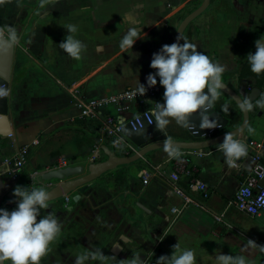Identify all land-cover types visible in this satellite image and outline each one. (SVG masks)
Instances as JSON below:
<instances>
[{
	"label": "crops",
	"instance_id": "0c3cea01",
	"mask_svg": "<svg viewBox=\"0 0 264 264\" xmlns=\"http://www.w3.org/2000/svg\"><path fill=\"white\" fill-rule=\"evenodd\" d=\"M201 1L0 0V31L14 26L20 39L9 88L15 132L9 136L0 134V173H3L0 207L16 206L12 189L17 185L30 188L43 185L47 191L55 186L48 185L49 180L43 179L42 174L50 169L57 155H67L73 165L91 162L90 153L99 138L100 124L81 116L68 88L80 86L92 98L134 88L137 80L146 84L148 73L155 71L150 67L153 52L173 42L183 18ZM68 24L76 25L73 35L86 45L79 57H71L58 45L67 35ZM130 26L140 29L141 38L132 49H122L120 38ZM259 33L264 35V0H211L183 36L196 44L197 50L221 63L225 69L222 79L237 89L238 64L255 46ZM163 92L164 88L145 100H136L129 110L121 113L114 106L105 111L120 116L154 109L156 102L163 101ZM217 101L224 111L221 94ZM261 109L245 134L237 137L262 142L260 153L264 163ZM176 124L171 120L164 127L169 137L177 133L182 139L188 128ZM107 141L110 139H101V145ZM20 147H26L27 161L14 179L3 172L6 169L3 162L6 155ZM177 151L178 156H170L165 147L158 148L127 164L126 190L115 185L114 172L118 167L94 180L84 192L78 189L48 201L50 209L58 215L61 231L50 243L41 264H74L77 254L94 249L106 254L103 264H127L124 259L131 258L133 252H139L144 259L170 255L174 251L172 246L178 242L181 249L194 250L195 261L204 258L214 262L216 255L224 252L245 254L248 264H264V247L260 246H264V214L252 217L234 201L252 168L254 150L249 148L241 160L234 159L236 164L226 160L217 145L206 149L203 155L194 149ZM183 158L189 159L191 171L183 172L174 181L171 174L175 163ZM146 170L151 178L144 183L142 173ZM193 179L208 185V197L190 186ZM182 193L204 204L206 209L189 203L172 222V208L181 207L185 201ZM86 205L98 214L103 209L110 211L98 215L100 224L90 232L91 222L81 211ZM215 214H223V221L217 220ZM121 235L126 239H121ZM117 241L121 242L126 257L112 253ZM4 264L10 262L5 260ZM85 264L101 262L89 259Z\"/></svg>",
	"mask_w": 264,
	"mask_h": 264
},
{
	"label": "clouds",
	"instance_id": "9594fccd",
	"mask_svg": "<svg viewBox=\"0 0 264 264\" xmlns=\"http://www.w3.org/2000/svg\"><path fill=\"white\" fill-rule=\"evenodd\" d=\"M66 29L67 35L58 45L71 57H79L86 45L73 35L76 25L68 24ZM139 31L136 27H128L120 38V48L132 49L136 40L141 38ZM17 40L14 26L8 25L6 30L0 31V49L7 50ZM246 58L252 72L264 73V38L255 40V51H250ZM150 67L155 71L148 73L146 84L137 80L135 91L143 95L148 87L157 84L159 77V84L164 88L163 101L156 102L153 109L158 128L168 125L171 120L182 126H190L193 123L191 117L195 114L200 117V128L218 126L217 118L210 110L220 90L224 88L222 74L225 69L221 63L204 51L197 50L196 44L179 31L176 41L165 43L153 52ZM5 95L7 90L0 87V96ZM255 103L264 104V99ZM239 106L242 110H251L254 105L246 97L239 101ZM223 108L227 110V105ZM217 147L229 161L242 156L246 151L242 140L228 132ZM165 148L170 156L179 155L171 138L165 140ZM12 192L16 206L12 209L0 207V264L5 260L10 264H41L50 243L61 231V223L54 212L42 214V210L49 208L51 194L43 185L31 188L17 185ZM172 247L174 251L170 255L157 257L155 264H195L196 256L192 248L181 249L179 242ZM89 259H97L103 264L107 257L101 249L86 250L75 256L74 264H85ZM215 259L217 264H248L245 254L220 252ZM124 260L127 264H150L139 252H133L131 258Z\"/></svg>",
	"mask_w": 264,
	"mask_h": 264
},
{
	"label": "water",
	"instance_id": "95a60500",
	"mask_svg": "<svg viewBox=\"0 0 264 264\" xmlns=\"http://www.w3.org/2000/svg\"><path fill=\"white\" fill-rule=\"evenodd\" d=\"M210 4L211 0H202L194 10H192L183 18L174 34L173 42L176 41L178 32L181 31L182 34H184L188 25L201 13H203ZM19 41L20 39H18L17 42L7 50L0 49V87L2 84H5L4 88L6 90L10 88L12 64L19 49ZM222 81L224 83V88L221 89V91L231 97L240 109L241 107L239 106V101L241 99L247 97L254 102L259 100L264 93V89L260 87L249 88L245 79H240L237 89L232 87L226 81ZM9 98V93L5 96H0V134L2 136H9L15 132L14 115L13 110L9 105ZM210 111L215 114L218 121V126L215 128L222 129L228 126L229 118L220 110H218L215 104ZM241 111L242 119L239 124L216 135H211L209 133L210 128H200V117L198 114H195L191 117L193 123L190 126H187L188 131L193 135L194 139L171 138V140L175 142L177 149H207L222 142L226 132L233 133L235 137L244 135L251 117L249 110L241 109ZM121 116L129 119L131 118L132 113H129V115H127V113H123L120 115V117ZM151 119L152 123H149L147 119L143 117V125L137 126L135 124L136 128H134L130 122H127L123 125L122 132L124 135L138 147V151L132 155H119L117 151L112 149L108 144L103 143L101 145V149L106 156L104 159H98L87 164H71L64 168L50 169L45 171L42 174L43 179L59 181L58 184L53 186L48 191L51 194L49 201L57 199L65 194H70L78 189L80 192H84L90 183L105 173L120 166L138 161L141 158L146 157L147 154L153 150L164 148L165 140L170 138L169 134L165 127L158 128L156 126L154 114H151ZM247 140L250 141L251 139L248 138ZM247 152L248 149L246 147L245 153L237 159L241 160L247 154ZM137 205L147 209V207H145L140 202H137ZM111 251L115 255H119L121 257L127 256L126 254L122 253V244L120 241H117L114 244ZM156 258V256L146 257L147 262H150V264H155ZM2 264H4V261Z\"/></svg>",
	"mask_w": 264,
	"mask_h": 264
},
{
	"label": "built area",
	"instance_id": "2783aa9c",
	"mask_svg": "<svg viewBox=\"0 0 264 264\" xmlns=\"http://www.w3.org/2000/svg\"><path fill=\"white\" fill-rule=\"evenodd\" d=\"M1 87H5L2 84ZM251 88V87H249ZM163 89V86L157 82L156 85L148 87L147 91L143 94H137L134 88L126 89L119 93L107 94L101 97L88 98L80 86L69 87L68 91L72 96L73 105L80 109L82 117L90 118L99 122V138L94 142L91 153L90 161H96L99 159L102 152L101 139L106 137L110 138L112 146L117 150H123L126 153H135L138 151V147L132 143L122 132V127L125 123L130 122L134 128L143 125V117L147 119L149 123H152L151 114L153 109L148 108L140 113L133 114L131 118L126 119L123 116H117L112 113L106 112L105 109L109 106H114L118 112L129 110L131 104L136 100H145L150 96H154ZM9 89H7V94ZM136 124V125H135ZM217 128H210L209 133L212 135ZM12 135V134H10ZM246 145L247 149L252 148L254 153L252 155L253 165L250 172L244 177L243 182L239 186L236 195L235 203L239 209L252 217H259L264 214V163L262 162V156L260 149L263 147V143L257 140L241 139ZM206 149H194L195 153L203 155ZM26 147L18 148L15 153L7 158H4V164L6 169L3 172H8L9 175L16 179L18 178L21 170L27 161ZM233 164H236L235 160H232ZM72 164L71 159L65 155H57L50 167V169L64 168ZM49 169V170H50ZM191 171L189 167V159L183 158L175 163V170L171 174V178L174 181H178L183 172ZM151 178L150 171L146 170L142 173V179L144 183H147ZM58 180H49L48 185L58 184ZM191 187H197L204 197L209 196L208 185L198 179H193L190 182ZM181 192L180 190H178ZM184 194V193H182ZM67 195V194H65ZM185 201L181 207H173V219L176 220L182 211L187 207L189 203H194L201 208H205V205L192 199L184 194ZM215 218L219 221H223V214H215ZM264 247L263 245H260Z\"/></svg>",
	"mask_w": 264,
	"mask_h": 264
},
{
	"label": "trees",
	"instance_id": "16d2710c",
	"mask_svg": "<svg viewBox=\"0 0 264 264\" xmlns=\"http://www.w3.org/2000/svg\"><path fill=\"white\" fill-rule=\"evenodd\" d=\"M250 51H255V46H253L246 53V55ZM246 55L239 62L238 67H237V76L239 78V81H240V79H245L246 82H247V85L249 87H251V88L252 87H260V88L264 89V73L257 74V73L252 72L251 69H250V66L248 64ZM220 94H221V97H222V102L225 105H227V110L222 111L221 108L218 105V101L217 100L214 102V104L216 105V108L218 110H220L223 114H225L229 118V123H228V126L225 127V128L216 129L214 131L213 135L219 134V133H221V132H223L225 130H228V129L236 126L237 124H239V122L242 119V111L238 107V105L233 101V99L231 97H229L227 94H225L224 92H222L221 90H220ZM261 99H264V93H263V95L261 96V98L259 100H261ZM253 105H254L253 108L251 110H249L250 111L251 120L254 117V115L256 114V112L259 109H261V104L260 105H257L255 103V101H254L253 102ZM251 120H250L249 125H248V127H247L246 130H248L250 128V126H251ZM177 125H179V124H176V126ZM179 126H181V125H179ZM181 127H183V126H181ZM180 129H182V128H180ZM185 132H186L185 135L183 137H181L182 139H194L193 135L190 132H188V131H185ZM106 138H109V137H106ZM106 143H108V141ZM108 145L112 149H114L115 151H117V153L119 155L128 156V155H132L133 154L132 152L131 153H126L123 150H117V149H115L112 146L111 141L108 143ZM209 148H211V147H209ZM209 148H207V149H209ZM178 150H188V149H178ZM14 153H15V151L13 153H11V154L6 155L4 158L10 157ZM105 157L106 156L104 155V153L102 151L101 154H100V158L99 159H104ZM38 168H40V167H38ZM127 181H128V172L126 171V165L120 166L114 172V182H115V185L120 190H126V188H127Z\"/></svg>",
	"mask_w": 264,
	"mask_h": 264
},
{
	"label": "rangeland",
	"instance_id": "374dc122",
	"mask_svg": "<svg viewBox=\"0 0 264 264\" xmlns=\"http://www.w3.org/2000/svg\"><path fill=\"white\" fill-rule=\"evenodd\" d=\"M259 34H260V37H264L261 33H259ZM222 80H223V79H222ZM259 110H260V109H259ZM259 110H258V111H259ZM261 110H264V104H263V109H261ZM258 111H257V112H258ZM257 112H256V113H257ZM255 115H256V114H255ZM255 115H254V116H255ZM179 137H180V136H178L177 133H173V134H171V136H170V138H172V139H180ZM81 211L84 212L83 215L85 216V218H87V220H89V221L91 222V226L88 227L89 232H90L91 230H94V228H92L93 226H96V225L100 224V223L98 222V220H97V218H98L97 215H100L101 213H103V215H107V214L110 213V211H108V209H103V210L100 211V214H98L96 210H93V209L90 210V207L87 206V205H86L85 208H83ZM103 219H104V218H103ZM101 227H102V226H99V229H100ZM96 231H99V232H100V230H98L97 227H96ZM121 239L125 240V239H126V236L121 235ZM164 243H165V242H164ZM195 264H217V261L215 260L214 262H211V261H209V260H206V259H204V258H201L200 260L195 261Z\"/></svg>",
	"mask_w": 264,
	"mask_h": 264
},
{
	"label": "flooded vegetation",
	"instance_id": "af4514ba",
	"mask_svg": "<svg viewBox=\"0 0 264 264\" xmlns=\"http://www.w3.org/2000/svg\"><path fill=\"white\" fill-rule=\"evenodd\" d=\"M60 207H61V204L59 205V208H60ZM59 208H58V209H59ZM48 211H52V210L50 209V207H49L48 209H44L43 212H44V214H47ZM57 211H58V210H57ZM52 212H54V213L57 215L56 211H52ZM57 216H58V215H57ZM97 216H98V215H97ZM103 229H105V228H103Z\"/></svg>",
	"mask_w": 264,
	"mask_h": 264
},
{
	"label": "bare ground",
	"instance_id": "6f19581e",
	"mask_svg": "<svg viewBox=\"0 0 264 264\" xmlns=\"http://www.w3.org/2000/svg\"><path fill=\"white\" fill-rule=\"evenodd\" d=\"M100 158V157H99Z\"/></svg>",
	"mask_w": 264,
	"mask_h": 264
}]
</instances>
